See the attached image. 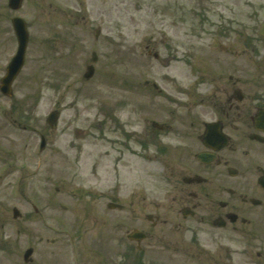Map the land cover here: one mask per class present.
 Returning a JSON list of instances; mask_svg holds the SVG:
<instances>
[{"label":"flooded vegetation","instance_id":"1","mask_svg":"<svg viewBox=\"0 0 264 264\" xmlns=\"http://www.w3.org/2000/svg\"><path fill=\"white\" fill-rule=\"evenodd\" d=\"M73 1L67 9L43 4L39 34L33 26L39 19L27 11L33 0H23L18 11L10 0H0V79L18 49L13 16L26 19V59L37 63L67 55L86 69L94 63L95 73L101 64L145 58L156 63L152 70L166 60L190 64L180 79L159 71L148 73L145 82L136 74L131 81L122 76L120 89L128 96L121 95L116 109L101 104L88 119L89 129L75 135L93 139L96 150L104 147L101 155L91 154L99 156L94 174L112 151L114 172L129 167L128 159H142L145 168L154 163L155 177L168 187L183 218L186 213L213 229L243 234L264 229V1L261 7L247 3L238 15L222 10L219 23L148 24L152 33L130 41L131 49L122 42L124 26L113 23V16L123 20L131 2ZM116 192L112 198L121 199Z\"/></svg>","mask_w":264,"mask_h":264},{"label":"rangeland","instance_id":"2","mask_svg":"<svg viewBox=\"0 0 264 264\" xmlns=\"http://www.w3.org/2000/svg\"><path fill=\"white\" fill-rule=\"evenodd\" d=\"M125 1L131 6L123 8V20L113 16V23L124 26L122 42L131 49L130 41L152 33L148 24L219 23L222 10L238 15L248 9L247 3L261 7L264 0H179L185 2L183 11L173 0ZM49 2L64 8L74 4L33 0L27 11L33 20L39 19L33 22L38 33L46 14L42 5ZM153 67L148 59L101 64L96 76L84 82V64L67 55L54 63L29 58L14 83L16 110L6 109L11 100L0 93V264H26L23 257L29 248L34 253L28 264H264V229L243 234L214 230L196 219H178L180 206L171 202L168 187L155 177L154 163L145 168L142 159L126 155L129 167L119 165L114 172L117 161L112 151L94 174L99 156L91 154L101 155L104 147L96 150L91 144L95 141L77 137L75 129H89L88 119L101 104L111 109L121 95L128 96L120 89L119 77L131 81L133 74L140 78L142 73L159 71V66ZM162 71L178 74L179 64ZM59 107L62 115L52 129L47 116ZM40 133L47 139L43 151ZM116 191L119 200L112 198ZM112 200L124 203V210H110ZM15 208L21 213L18 219L13 217ZM148 214L158 222H147ZM136 227L149 234L141 251L127 240Z\"/></svg>","mask_w":264,"mask_h":264},{"label":"water","instance_id":"3","mask_svg":"<svg viewBox=\"0 0 264 264\" xmlns=\"http://www.w3.org/2000/svg\"><path fill=\"white\" fill-rule=\"evenodd\" d=\"M21 2H22V0H11V6H12V8H15V9L19 8ZM15 28H16V31L18 33L19 40L21 41L22 45L23 44H26L27 34H26V31H25L24 25L21 26L20 25V22H18V20H17L16 23H15ZM24 47H25V45H24ZM21 66L22 65L19 64L18 67H15V70L13 69V66L10 68L7 78L3 81L4 82V85H3L2 89H3V91H4L5 94H10L11 93V89H10L11 88V84L13 82V79L15 78V76L17 75V73L19 72ZM48 121H49L50 125H53L54 122L56 121V115L55 114H52L49 117V120ZM19 216H20L19 211L17 209H15L14 210V217L15 218H18ZM144 237H145V235L142 234V233H139V232H134V233L128 235V238L130 240H138V241H140ZM32 253H33V250L32 249H29L28 251H26L25 256H24L25 262L31 261L30 260V256L32 255Z\"/></svg>","mask_w":264,"mask_h":264}]
</instances>
